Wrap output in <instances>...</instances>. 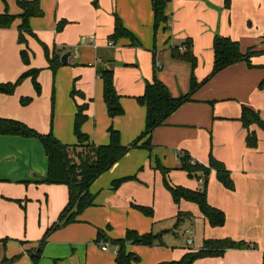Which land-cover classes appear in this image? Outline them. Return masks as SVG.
Returning a JSON list of instances; mask_svg holds the SVG:
<instances>
[{"label":"crops","instance_id":"1","mask_svg":"<svg viewBox=\"0 0 264 264\" xmlns=\"http://www.w3.org/2000/svg\"><path fill=\"white\" fill-rule=\"evenodd\" d=\"M6 2L0 0V13L6 10L16 18L9 27H0V83L37 68L41 91L26 77L13 93H0V118L21 121L41 134L51 132L65 144L76 142L74 118L84 103L81 131L90 141L106 144L111 126L123 145L131 143L144 130L146 108L137 97L146 83L157 78L174 96L189 93L191 77L201 82L211 72L215 36L230 37L242 53L252 54L250 64L228 65L192 91L152 130L151 149L131 148L90 185L93 204L45 238L67 203V187L39 181L48 164L36 137L0 134V264H116L110 240L123 238L128 229L160 235L163 243H127L139 256L134 264L177 260L202 248L205 240L225 238L243 246L192 264H264V130L255 123L246 128L241 121L243 107L264 119V0H230L228 7L224 0H170L167 20L156 29L151 0H39L43 14L29 18L28 30L19 27L18 4ZM115 16L136 44L129 37L109 38ZM59 22L63 27L57 30ZM176 45L181 51L191 49L193 67L172 54ZM67 51L71 54L62 63ZM52 57L60 62L55 71L48 65ZM100 66L113 70L123 108L114 118L102 99ZM25 97L31 100L21 104ZM248 132L256 136L252 147L246 143ZM184 157L204 165L213 158L229 171L232 188L218 181L215 170L205 183L208 203L225 215L222 225H209L195 203L172 198L168 186L198 190L203 185L182 167ZM123 177L131 178L114 186ZM137 205L152 207V214H143ZM178 213L182 218L173 227H182L187 247L173 249L162 235L168 240ZM98 230L108 239L106 250L96 242Z\"/></svg>","mask_w":264,"mask_h":264},{"label":"trees","instance_id":"2","mask_svg":"<svg viewBox=\"0 0 264 264\" xmlns=\"http://www.w3.org/2000/svg\"><path fill=\"white\" fill-rule=\"evenodd\" d=\"M170 0H151V8L153 12V26L156 29L159 24L165 23L167 20L165 7ZM17 4L21 9L18 15L21 19L20 29L28 30V20L30 17L42 16L43 11L40 7L39 0H17ZM225 6H229L230 0H224ZM16 15L8 12L0 13V27H9ZM62 22L57 23L56 29L60 30L63 26ZM120 37H129L133 44L137 41L131 33L124 28L120 19L115 16L113 33L110 39H118ZM213 48V65L211 72L203 81L197 82L191 77L190 92L184 95L174 96L170 93L168 87L161 80L154 78L147 82L144 92L137 97V101L146 108L145 125L141 134L128 145H123L120 141L118 130L109 126L107 129L108 142L106 144L96 145L90 141L88 135L81 131V125L86 119L85 110L87 103L77 106V112L74 118V134L76 142L74 144L61 143L51 132L41 134L27 126L25 123L14 120L0 118V134L20 135L24 137H36L42 144L47 157V173L40 182L64 184L67 187L68 199L62 209L58 220L54 222L46 231L44 238L53 230L75 222L76 217L85 208L93 204L94 195L90 192V185L102 173L107 171L114 163L122 158L131 148L151 149L150 134L152 130L166 120L180 105L188 101L190 94L215 73L228 65L238 61H246L248 64L251 51L242 53L236 40L230 37L215 36L212 43ZM45 54L48 56V48L44 46ZM172 54L175 57L189 61L192 67L195 59L191 49L186 47L184 51L179 46L172 48ZM22 60L28 63V57L25 51H21ZM49 68L55 71L60 65L57 57L48 59ZM39 69L32 68L22 72L13 82L0 83V93L11 94L20 82L30 77L37 93L41 91L39 82L37 81ZM98 75L102 79V99L106 106L107 114L110 118L121 115L123 108L119 101V95L116 92L113 80V70L110 67L100 66L97 68ZM31 100L30 97L21 99V104H26ZM241 121L248 128L255 123L264 130V119H261L253 110L243 107L241 112ZM145 139L141 142V140ZM246 143L252 147L256 144V136L253 132H248ZM182 167L187 171L189 176H195L202 180V188L193 190L182 186H168L172 198L175 202L180 199L193 202L198 206L202 216L211 226H220L225 221V215L222 210L210 205L207 201L205 183L207 174L210 170H215L218 181L225 187L232 188V180L229 171L219 161L211 158L207 165L197 161H191L190 157H184ZM164 173L167 170H163ZM200 172V176L196 173ZM131 177H123L115 180L114 186H118L121 182ZM136 208L145 215H151L150 207L137 205ZM100 230L97 232L96 242H107ZM111 244L116 247L115 262L116 264H134L138 262L139 256L129 251L126 247L127 243L143 246L163 245L161 236L157 234L138 233L135 230H126L123 238L111 239ZM243 246L242 242L233 241L231 239H210L205 240L203 247L188 251L181 258L172 261H161L156 264H192L196 259L207 256H220L227 248H238Z\"/></svg>","mask_w":264,"mask_h":264},{"label":"rangeland","instance_id":"3","mask_svg":"<svg viewBox=\"0 0 264 264\" xmlns=\"http://www.w3.org/2000/svg\"><path fill=\"white\" fill-rule=\"evenodd\" d=\"M7 2H8V0H7ZM13 2L14 3H17V0H16V2H15V0H13ZM6 12H8V11H6ZM174 205H176V204H174ZM178 212H179V210H178ZM181 218H182V215H179V213H178V220L176 219L175 222H173L172 226L168 228V230H170L169 236L167 237L168 240H166V236L167 235H165V236L162 235V239H163L164 242H166V245L169 246L170 248H173V249H176V248L180 249L182 246H186V244H185V237H186V235H184V233L182 231V227L181 226H178V229H174V227H173L174 224L177 223V221H179V219H181ZM171 245L173 247H171ZM167 246H165V247H167Z\"/></svg>","mask_w":264,"mask_h":264},{"label":"built area","instance_id":"4","mask_svg":"<svg viewBox=\"0 0 264 264\" xmlns=\"http://www.w3.org/2000/svg\"><path fill=\"white\" fill-rule=\"evenodd\" d=\"M89 38H91V37H89ZM107 44L109 46H112L113 45L111 41L108 42ZM191 242H192L191 238H188L187 239V243L190 244ZM101 248H102V250H106L107 249V243L106 242H102Z\"/></svg>","mask_w":264,"mask_h":264},{"label":"water","instance_id":"5","mask_svg":"<svg viewBox=\"0 0 264 264\" xmlns=\"http://www.w3.org/2000/svg\"><path fill=\"white\" fill-rule=\"evenodd\" d=\"M70 54H71L70 51H67V52L63 53L61 58H60V61L62 63H66L67 62V58L70 56Z\"/></svg>","mask_w":264,"mask_h":264}]
</instances>
